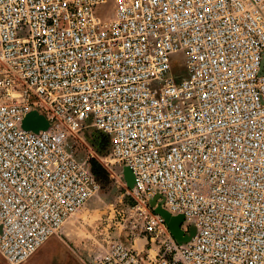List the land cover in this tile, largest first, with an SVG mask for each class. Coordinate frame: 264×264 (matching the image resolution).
Segmentation results:
<instances>
[{"label":"built area","instance_id":"obj_1","mask_svg":"<svg viewBox=\"0 0 264 264\" xmlns=\"http://www.w3.org/2000/svg\"><path fill=\"white\" fill-rule=\"evenodd\" d=\"M88 127L133 175L126 238L88 264H264V0H0L8 264L100 190L78 155ZM156 205L195 226L188 242Z\"/></svg>","mask_w":264,"mask_h":264},{"label":"rangeland","instance_id":"obj_2","mask_svg":"<svg viewBox=\"0 0 264 264\" xmlns=\"http://www.w3.org/2000/svg\"><path fill=\"white\" fill-rule=\"evenodd\" d=\"M172 76L178 83L186 78V69L174 68ZM78 134L82 139L78 155L96 174L100 190L24 264H88L107 241L126 238L123 230L126 206L132 199L124 194L127 182L124 168L109 155L107 140L95 127H88ZM136 243L139 247L138 239ZM0 264H8L1 255Z\"/></svg>","mask_w":264,"mask_h":264},{"label":"water","instance_id":"obj_3","mask_svg":"<svg viewBox=\"0 0 264 264\" xmlns=\"http://www.w3.org/2000/svg\"><path fill=\"white\" fill-rule=\"evenodd\" d=\"M44 124H45V121L41 116L36 117L33 120V122L30 124L28 122L26 123V121H25V127L26 128H32L33 130H37L39 127H41V128L45 127ZM109 152H110V149H109ZM123 168H124L125 177L127 180L126 186L132 187L133 175L130 172V170L128 169V167L123 166ZM156 198H157V195L150 200L151 205H153V206L155 205ZM154 210H155V212L161 214L164 217L170 232L172 233V235L176 238V240L178 242H180V243L188 242L190 240L191 236L195 233L196 228L193 224L190 225L187 233H184L183 230L180 228V225L183 222V216L182 215H172L166 209L161 207V205H156ZM0 229H1V226H0Z\"/></svg>","mask_w":264,"mask_h":264},{"label":"trees","instance_id":"obj_4","mask_svg":"<svg viewBox=\"0 0 264 264\" xmlns=\"http://www.w3.org/2000/svg\"><path fill=\"white\" fill-rule=\"evenodd\" d=\"M106 139V138H105ZM95 174V173H94ZM96 175V174H95Z\"/></svg>","mask_w":264,"mask_h":264}]
</instances>
